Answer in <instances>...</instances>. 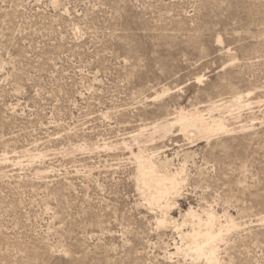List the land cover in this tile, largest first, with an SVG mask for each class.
<instances>
[{
	"label": "rangeland",
	"instance_id": "1",
	"mask_svg": "<svg viewBox=\"0 0 264 264\" xmlns=\"http://www.w3.org/2000/svg\"><path fill=\"white\" fill-rule=\"evenodd\" d=\"M211 212L217 264H264V0H0V264H208Z\"/></svg>",
	"mask_w": 264,
	"mask_h": 264
},
{
	"label": "bare ground",
	"instance_id": "2",
	"mask_svg": "<svg viewBox=\"0 0 264 264\" xmlns=\"http://www.w3.org/2000/svg\"><path fill=\"white\" fill-rule=\"evenodd\" d=\"M197 115L198 113L196 112L185 113L183 111H181L177 115L176 120L180 123L181 130L186 135L201 136L206 139L207 138L210 139V137L214 135L216 136V134L229 132L223 121L213 120L212 122L204 123V124H190V125L186 124V121L188 120L190 121L194 119L195 117H197ZM162 127H163L162 129L167 128L166 126H162ZM136 161H137L136 174L138 176V187L143 192L144 196L147 198L149 204L151 206H157V207H162L163 204H166L167 206V201L169 200V197L177 193L179 191V186H181L183 183L180 177V173L178 172L172 173L170 172L171 170L169 171L167 169V164H169V161L163 166L157 164L152 157L145 154L144 150H139L138 154L136 155ZM190 215L193 218L196 217V214L193 213L192 211H190ZM207 218L208 220L207 222L205 221L206 223H203L202 219L198 218L197 227L194 226L195 228L191 229L190 232L185 234L182 231L180 232V235L181 237L183 236L184 238H188V245L186 248L188 251L195 252L197 258L198 257H201L203 259L205 258L208 264H217L218 262L220 263L217 257V251H219L218 244L221 240L222 237L221 234L223 232H221V230L215 229V226L221 225L218 223H217L218 225H216L215 214L212 213ZM193 220L195 221V219ZM161 224H164V221L161 222ZM231 227L232 226L228 227L227 229L229 230L230 228L231 230L232 229ZM177 250L179 251L182 249L177 248Z\"/></svg>",
	"mask_w": 264,
	"mask_h": 264
}]
</instances>
